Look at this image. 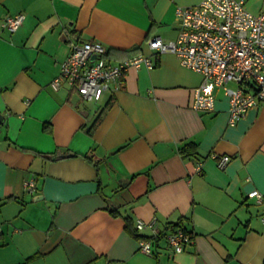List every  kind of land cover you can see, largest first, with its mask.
I'll use <instances>...</instances> for the list:
<instances>
[{
	"label": "crops",
	"instance_id": "crops-1",
	"mask_svg": "<svg viewBox=\"0 0 264 264\" xmlns=\"http://www.w3.org/2000/svg\"><path fill=\"white\" fill-rule=\"evenodd\" d=\"M201 1L0 0V24L26 16L13 32L0 25V264H264V204L248 195L264 193V101L234 126L223 88L214 110H197L203 74L149 46L177 38V8ZM76 40L105 44L113 63L150 55L154 67H130L89 103L51 84ZM188 142L198 151L185 157ZM125 215L179 222L193 242L174 252L164 237L148 255Z\"/></svg>",
	"mask_w": 264,
	"mask_h": 264
},
{
	"label": "built area",
	"instance_id": "built-area-1",
	"mask_svg": "<svg viewBox=\"0 0 264 264\" xmlns=\"http://www.w3.org/2000/svg\"><path fill=\"white\" fill-rule=\"evenodd\" d=\"M24 13L6 17L1 28L17 30L25 20ZM180 32L177 38L165 40L156 36L149 40L155 52H173L181 63L203 74V82L195 88L193 107L197 110L215 109L217 87L223 88L229 99V123L236 125L248 111L264 101V10L254 13L246 0H202L197 5L177 8ZM108 47L96 40H76L71 51L62 62L61 72L51 84L59 89L66 84L86 101H100L114 86L119 87L130 67H154L150 55L139 54L119 62L108 60ZM0 121V133H1ZM217 164L224 168L231 156H217ZM198 163L197 169H201ZM29 191L36 188V181H25ZM260 204H264V193L253 189L248 193ZM264 221V210L262 213ZM139 230L150 229L159 234L157 218L146 222L138 219ZM1 235V227H0ZM166 240L174 252H183L192 244L190 233L181 228L171 230ZM140 250L153 255L155 243L152 239H139Z\"/></svg>",
	"mask_w": 264,
	"mask_h": 264
},
{
	"label": "trees",
	"instance_id": "trees-1",
	"mask_svg": "<svg viewBox=\"0 0 264 264\" xmlns=\"http://www.w3.org/2000/svg\"><path fill=\"white\" fill-rule=\"evenodd\" d=\"M101 113H99L97 115V117L95 118V120H94L93 124L91 125V127H88V131L89 132H91L92 131L91 128H93L95 125H97V123L100 121L101 116H102ZM197 151H198V147H197L196 143H194V142H188L187 144H185L184 146H182L180 148V153L183 156H185V157H188L190 155H196ZM111 212L114 215H118V214L121 213L118 208H111ZM124 217L126 219V228H127V230H129V232H131L135 237H137L138 240L141 239V238H146V239L149 238V239H152L154 241L155 245H156L161 238H164V237L166 238V235L169 233V231L176 230L178 228H181L184 231L190 233L192 238H193L192 232H190L188 229L183 227L181 225V223H179V222L178 223L168 222V223H166L165 227H163V228L158 223L159 228H160V233L159 234H155L149 229L150 232H149V234H147V233H142V230L138 229L137 225L134 224V221L132 220V218L129 215H125Z\"/></svg>",
	"mask_w": 264,
	"mask_h": 264
},
{
	"label": "water",
	"instance_id": "water-1",
	"mask_svg": "<svg viewBox=\"0 0 264 264\" xmlns=\"http://www.w3.org/2000/svg\"><path fill=\"white\" fill-rule=\"evenodd\" d=\"M4 119V114H2L1 112H0V121H2Z\"/></svg>",
	"mask_w": 264,
	"mask_h": 264
},
{
	"label": "rangeland",
	"instance_id": "rangeland-1",
	"mask_svg": "<svg viewBox=\"0 0 264 264\" xmlns=\"http://www.w3.org/2000/svg\"><path fill=\"white\" fill-rule=\"evenodd\" d=\"M89 103H91V101H88Z\"/></svg>",
	"mask_w": 264,
	"mask_h": 264
}]
</instances>
